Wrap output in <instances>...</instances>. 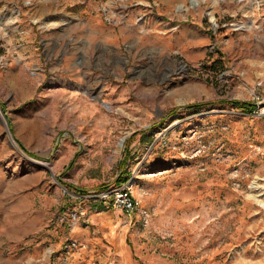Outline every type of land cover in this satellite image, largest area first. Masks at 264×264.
Returning <instances> with one entry per match:
<instances>
[{
  "label": "rangeland",
  "instance_id": "1",
  "mask_svg": "<svg viewBox=\"0 0 264 264\" xmlns=\"http://www.w3.org/2000/svg\"><path fill=\"white\" fill-rule=\"evenodd\" d=\"M0 264H264V0H0Z\"/></svg>",
  "mask_w": 264,
  "mask_h": 264
},
{
  "label": "trees",
  "instance_id": "2",
  "mask_svg": "<svg viewBox=\"0 0 264 264\" xmlns=\"http://www.w3.org/2000/svg\"><path fill=\"white\" fill-rule=\"evenodd\" d=\"M230 103L233 105V106H236V107H239V108H243L244 110H247V111H253L255 110V106L256 104L253 103V102H250V101H242V100H232L230 101ZM206 104H209L208 102H194V103H190V104H187L185 106H183L184 109H200L202 108L203 106H205ZM178 110V107H175L172 109V111L169 112V115L170 114H173L175 113L176 111ZM128 154H126L127 156ZM126 163H127V157H125L124 161L121 162V170H122V173L119 175L118 179L116 180V184H118V182L120 183H123V182H126L128 181V177H125L123 175V169L125 168L126 166ZM65 185L67 187H69L70 189H76L78 190L79 192H83V191H86V189H83V188H79L77 187L76 185H73V184H70L68 182H65ZM109 185H102L101 186V189H108Z\"/></svg>",
  "mask_w": 264,
  "mask_h": 264
},
{
  "label": "built area",
  "instance_id": "3",
  "mask_svg": "<svg viewBox=\"0 0 264 264\" xmlns=\"http://www.w3.org/2000/svg\"><path fill=\"white\" fill-rule=\"evenodd\" d=\"M131 185L132 183L130 182L125 184L124 187L114 190L113 195L115 198V202L124 209L126 215L130 219H133L136 211L139 210L140 201L133 195ZM108 195L109 194H106V196ZM71 244L73 246L76 245L75 242Z\"/></svg>",
  "mask_w": 264,
  "mask_h": 264
},
{
  "label": "bare ground",
  "instance_id": "4",
  "mask_svg": "<svg viewBox=\"0 0 264 264\" xmlns=\"http://www.w3.org/2000/svg\"><path fill=\"white\" fill-rule=\"evenodd\" d=\"M198 2L197 1H193V4L194 5H196ZM13 143H15V142H13ZM15 145V144H14ZM16 146V145H15Z\"/></svg>",
  "mask_w": 264,
  "mask_h": 264
}]
</instances>
